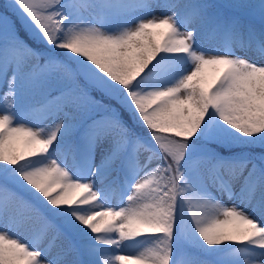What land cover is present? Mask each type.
<instances>
[{"label": "snow or ice", "instance_id": "snow-or-ice-1", "mask_svg": "<svg viewBox=\"0 0 264 264\" xmlns=\"http://www.w3.org/2000/svg\"><path fill=\"white\" fill-rule=\"evenodd\" d=\"M0 264H264V0L0 4Z\"/></svg>", "mask_w": 264, "mask_h": 264}, {"label": "rangeland", "instance_id": "rangeland-1", "mask_svg": "<svg viewBox=\"0 0 264 264\" xmlns=\"http://www.w3.org/2000/svg\"><path fill=\"white\" fill-rule=\"evenodd\" d=\"M225 201H226V198H225ZM109 202H111V203L113 202L112 203L113 206H119V203H120L119 199L117 197H115L114 195H111V194H110ZM12 231H13L14 235H18L21 239L25 240L26 242L31 241V236L27 232H25L23 230L18 231L16 229H13Z\"/></svg>", "mask_w": 264, "mask_h": 264}, {"label": "trees", "instance_id": "trees-1", "mask_svg": "<svg viewBox=\"0 0 264 264\" xmlns=\"http://www.w3.org/2000/svg\"><path fill=\"white\" fill-rule=\"evenodd\" d=\"M7 3V0H0V4ZM224 151H227V149H223Z\"/></svg>", "mask_w": 264, "mask_h": 264}, {"label": "bare ground", "instance_id": "bare-ground-1", "mask_svg": "<svg viewBox=\"0 0 264 264\" xmlns=\"http://www.w3.org/2000/svg\"><path fill=\"white\" fill-rule=\"evenodd\" d=\"M110 203H111V202H110ZM112 203H113V202H112ZM112 203H111V204H112ZM116 205H117V204H116Z\"/></svg>", "mask_w": 264, "mask_h": 264}]
</instances>
